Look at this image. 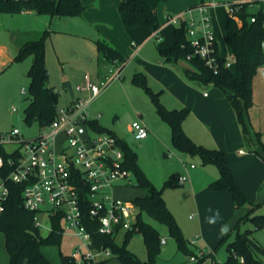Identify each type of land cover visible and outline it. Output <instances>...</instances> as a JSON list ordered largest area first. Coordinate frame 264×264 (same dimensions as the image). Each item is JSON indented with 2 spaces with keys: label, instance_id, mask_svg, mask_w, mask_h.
<instances>
[{
  "label": "trees",
  "instance_id": "1",
  "mask_svg": "<svg viewBox=\"0 0 264 264\" xmlns=\"http://www.w3.org/2000/svg\"><path fill=\"white\" fill-rule=\"evenodd\" d=\"M165 0H120L119 11L124 15V21L128 28L137 26L146 27L150 33L156 32L168 22L161 21L159 7ZM203 1V0H201ZM256 2L242 3L234 15L227 12L225 23L226 38L229 43L233 63L231 67L225 65L227 57L221 56V68L218 73L211 70L198 55H194V49L188 36V22L186 19L176 25L173 30L174 43L169 47L160 48L165 61H177L185 59L192 68L186 69V74L191 79L205 83H214L215 86L228 98L233 107L237 120L241 125L245 143L258 149L250 136L245 111L253 104V85L258 70L264 65V9L261 6L253 10ZM86 6L82 0H0V13L19 14L24 11H32L37 14H48L52 17L80 16ZM255 16V21L251 18ZM237 17L241 20L237 19ZM51 31L44 30L32 37H26L19 44L14 61H22L31 57L32 63L26 76L29 79L27 89L29 104L25 109V120L29 124L38 123L39 126L48 125L54 119L57 108L60 105V93L54 86L48 84L49 70L46 62V41ZM98 53L99 73L104 68L111 66L119 68V73L126 65L128 58L107 40H96ZM189 56H191L189 58ZM238 72V73H237ZM110 74V73H109ZM107 79L111 77L107 75ZM134 82L144 86L156 103L160 117L168 122L172 131L174 146L190 155H199L205 164H215L219 170V176L209 183V188L214 191L228 190L231 193L234 209L237 211L245 206H250L248 212L238 219L233 231L236 236L229 240V235L223 236L217 249L226 244L227 258L224 262L215 261L214 264H264V246L253 237V230L246 229L241 232L240 224L250 220L256 226H264V215L255 214L256 206L239 185L235 173L228 161L227 152L219 148H210L197 143L184 129V121L191 112V107L168 108L156 92L148 84L147 74L143 71L136 72ZM99 131L111 132L104 127L98 119L91 123ZM259 146L264 147L260 132H256ZM126 155V165L133 172L137 186L144 188L146 192L137 196L133 202L139 207V214L134 228L124 234L123 243H118L113 235L96 234L98 246L111 249L113 256L123 264H156L161 254L162 237L156 226L143 217L146 213L150 218L168 227L170 234L176 239L178 250H182L188 256L197 255L195 247L189 245L182 229L167 207L163 197V188H158L145 174L137 161L136 153L131 150L124 139H118ZM0 152H4L0 149ZM179 173H173L167 184L179 185ZM84 199L85 223L91 232L96 230V222L89 215L90 199L86 190L82 191ZM36 213L26 209L23 205L22 186L17 183L10 184V195L6 202L4 213L0 216V232L5 235V247L8 252V264H54L44 254L46 245H60L64 236L61 218L59 215L52 218V230L46 235L35 224ZM135 232L142 234L148 251V258L142 260L128 247V242ZM214 257V254H210ZM207 256L198 258L191 264H201ZM62 264H79L71 254L61 252Z\"/></svg>",
  "mask_w": 264,
  "mask_h": 264
},
{
  "label": "rangeland",
  "instance_id": "2",
  "mask_svg": "<svg viewBox=\"0 0 264 264\" xmlns=\"http://www.w3.org/2000/svg\"><path fill=\"white\" fill-rule=\"evenodd\" d=\"M213 1L218 2L217 5L211 7L210 11L220 53L224 57H231L232 52L225 31L229 7L224 5L221 2L222 0H165L159 7V17L161 21H164L169 14L177 15L180 14L181 10H187L200 3L209 4ZM83 4L85 6L87 5L84 2ZM261 6L264 9V3H262L256 4L253 10H258ZM195 16H198V14L196 13ZM50 17L51 16L48 14H37L35 12L23 14L0 13V45L4 44L11 47L10 54L14 58L15 49L10 44V32L12 30H25L24 36L23 34H19L18 37H32L34 34L44 31L42 30L43 24L46 21L48 23ZM66 18H72L71 21H78V18L75 16L55 18L58 21H53L55 31L49 35L46 41V62L49 69L48 84L50 86L56 85L59 90L60 105H63L68 95H70L63 86L64 80L70 81L72 86L76 87L77 85H83L86 74H90L91 80L98 84H100L102 80H107L108 78L106 75L101 77L99 75L95 41L100 33L98 35H93L94 33H91L90 22H88V24L82 23L81 26L83 30L77 32L78 30L72 29L73 23L67 25L68 27L64 26L63 19ZM123 24L126 31H128V29H139L138 31H142L146 36L151 34L144 26L128 28L124 20ZM176 25V23L168 21L160 29V38L152 34L151 43L143 50V53L139 55L144 64L142 62L140 63V59L135 58L132 53V49L135 50L141 46L142 41L140 38L142 37L138 36V38H136L130 36L129 44H127L126 47L127 52H124L126 54L125 56L128 58L126 67L120 73V77L114 78L92 101L90 112L92 117L100 115V123L104 127H109L117 123L122 129L126 135L124 139L125 142L131 150L136 153L137 161L147 177L158 188L164 189L163 197L166 205L178 221L184 237L189 239L199 230L201 216L211 229L225 222L226 217L221 213H219L220 216L216 223L211 224L208 222V218L215 215L216 207L213 203H208L206 201L204 207H201V205L199 207L198 199L191 185L195 178L196 183L201 184L203 182L206 173L205 169L211 167L218 171V167L215 164H205L199 155H190L178 150L174 146L170 124L163 120L158 114L156 103L147 89L133 80L134 74L144 69L147 73L148 84L154 91L159 92L160 101L167 107L173 106L179 93L175 86L178 84V81L174 78L173 72L168 73L164 70H159L154 62L159 57L164 60L160 48L173 45V30ZM132 40L137 43L135 47L131 45ZM145 51L150 53L148 57L145 55ZM31 60V57H27L22 61H11L7 64L10 65L8 69L0 73V132L9 131L13 127H19L25 137H33L41 132V126H39L38 123L29 124L25 120V109L29 104V93L23 94L21 92L23 87L26 89L29 87V79L25 75V72L29 68ZM174 63L176 64L175 67L179 69L181 73H184L185 68L192 67L189 61L185 59H179L177 63ZM259 71H262L261 73L264 74V66L261 67L258 72ZM196 82L204 86L202 91H200L201 94L204 91H208L212 95L216 88L221 91L214 83H205L199 80ZM161 85L164 87L161 88ZM77 95L86 98L91 97L88 92H78ZM199 96V94L195 95L196 98ZM13 106L18 107L19 111L16 113L13 112ZM178 106H180L179 108L184 107V105ZM135 121H140L145 124L149 130L146 139L142 141L138 140L140 145L135 143L137 139L135 138V131L132 128V124ZM12 148L13 146L8 147V149ZM246 148L249 149V146L246 145ZM191 163L197 164L198 167L195 170L196 175L194 176H190L191 174L189 175ZM252 170V180L249 182L248 187H246L247 191H243L251 201L257 205L255 214L264 215V164L258 162V164L253 165ZM178 172H180V175L188 177L186 183L184 185L179 184L172 186L167 184L170 176ZM132 183L133 185L131 186L116 189V195L121 198L133 200L135 197L143 195L146 192L144 188L135 185V176H132ZM249 209L250 207L242 208L238 212H235L233 209L235 214L226 223L230 226V230L227 233L230 234L228 241L235 238L236 231H233V228L238 219L244 216ZM143 217L156 226L161 237L166 240V242H163L161 245V254L156 264L193 263L190 260V256L182 250H178L177 241L170 234L165 224H161L150 218L146 213H143ZM246 229H252L253 237L264 246V226L258 227L254 222L246 220L240 224L239 230L243 232ZM42 233L46 235L48 232L42 230ZM123 240L124 234H120L117 237V242L121 244ZM79 244L80 239L77 236L64 233L60 245H46L43 247V252L52 263L62 264L61 252L64 254H72ZM128 247L142 260L148 258L147 247L141 233L135 232L133 234L128 242ZM193 247L196 249V245ZM206 252L207 257L201 264H214L213 262L215 261L224 262L227 257L226 244L221 245L217 249L214 257L209 255L210 250ZM8 260L9 256L5 247V235L0 232V264H8ZM107 264L123 263L120 259L114 257L109 260Z\"/></svg>",
  "mask_w": 264,
  "mask_h": 264
},
{
  "label": "built area",
  "instance_id": "3",
  "mask_svg": "<svg viewBox=\"0 0 264 264\" xmlns=\"http://www.w3.org/2000/svg\"><path fill=\"white\" fill-rule=\"evenodd\" d=\"M221 2L234 15L242 3L262 4L264 0ZM217 3H200L186 12L167 15L168 21L176 24L187 20L194 55L204 59L215 73L221 68V56L210 9ZM255 19V16L251 18ZM232 63V57H227L225 65L231 67ZM116 77H120L119 71L98 84L86 75L85 84L78 85L77 90H88L91 97L76 96L70 103L59 105L52 122L41 126L36 136L25 137L19 127L0 132V149L4 151L0 152V216L6 208L10 184H20L23 205L36 213L35 224L41 230L50 232L52 218L59 215L63 232L80 239L79 246L71 254L79 264H105L113 253L108 247L96 245L98 239L94 235L110 234L117 240L120 234L134 228L139 214V207L133 200L115 193L119 187L133 185L134 176L126 165L119 137L113 132L99 131L91 124L96 119L91 116V102ZM23 92L27 89L23 88ZM12 111L18 112L19 108L13 106ZM132 128L137 140L148 136V128L140 121H135ZM10 146L13 148L8 149ZM178 181L183 185L187 177L180 175ZM83 190L88 192L89 215L97 224L95 232L85 223ZM200 239L201 235L197 234L189 242L194 246ZM165 241L162 238V242ZM203 256V251L197 252L190 260L194 262Z\"/></svg>",
  "mask_w": 264,
  "mask_h": 264
},
{
  "label": "crops",
  "instance_id": "4",
  "mask_svg": "<svg viewBox=\"0 0 264 264\" xmlns=\"http://www.w3.org/2000/svg\"><path fill=\"white\" fill-rule=\"evenodd\" d=\"M82 1L87 5L82 15L75 16L78 18V21H71L72 18L63 19L64 26L73 23L74 25L72 29L78 30L77 32H81L83 30L81 24L82 23L88 24V22H90L91 33H94L93 35L95 34L98 35L100 33L97 39L103 38L107 40L111 45L116 47L124 55H126L124 52H127L126 47L127 44H129L130 36L136 38H138V36H141L142 37L140 38V40L142 41L141 46L135 50L132 49V53L134 54L135 58L140 59V63L142 62V59L140 58L139 55L143 53V50L151 43L152 40L151 38L153 36L152 34H155V36L160 38L159 32L162 27L157 31V33L153 32L149 36H146L144 33H142V31H138L139 29H128V31H126L123 24L124 15L121 12H119L118 9L120 0H82ZM189 9L181 10L180 13L186 12ZM23 13H34V12L24 11L21 14ZM55 18H57V16L56 17L51 16L48 23L46 19L45 20L46 22L43 24L42 30H49L51 31L50 34H52L55 31L53 21L55 20L56 22H58L57 19ZM25 32H26L25 30H12L10 32V44L15 49V55L17 53L19 44L24 40V37L20 38L18 37V35L23 34L24 36ZM136 44L137 43H135L134 40L131 41V45L133 47H135ZM10 49L11 47L6 46L4 44L0 45V73L8 69V67L10 66L7 65L8 63L14 61L13 56H11L10 54L11 53ZM218 49H219V45H218ZM148 54L150 53L145 51V55L147 57ZM219 54L222 56V54L220 53V49H219ZM97 58H98V53H97ZM178 61L179 60L165 61V59L163 60L159 57L154 62L155 66H157L159 70H164L165 72L168 73L173 72L174 78L177 79L178 81V84L175 86L176 89L179 91V93L177 95V98L175 99L173 106H170L168 108L171 109L179 108L180 106L178 105H184V107L185 106L191 107V112L188 115V117L185 119L183 124L185 131L199 144L205 145L210 148H219L225 150L227 152L228 161L235 173V177L241 188H243V190H245L246 192L247 191L246 187H248L249 182L252 180L253 165L258 164V162H262L264 164V147L259 146L256 136V132H260L261 140L264 144V74L261 73L262 71L261 72L259 71L255 76L254 85H253V104L245 111V116L249 128L250 136L252 138L253 143L255 144V147L258 149V152H255L253 148H251L250 146L249 149L246 148L247 144L243 139L241 125L239 124L235 111L231 106L228 98L225 96V94L222 91H219V89L217 88L213 91L212 95L208 91H204L201 94L200 91H202V88L204 86L201 85V83H197L196 82L197 80L191 79L187 76L185 71L186 69L189 68H185L184 73H181V71H179V69L175 67L176 64L174 62L177 63ZM126 65L124 66V68L126 67ZM123 69L121 70V72L123 71ZM117 71H119V68H112L111 66L108 67L106 66L104 68V71L99 73V75L100 77L104 75L107 76L110 74L112 76ZM141 71L146 73L144 69ZM86 75H88L90 78V74H86ZM86 75H85V81H86ZM66 81L68 80H64V82ZM83 84H85V82ZM52 86H54L57 89L56 85H52ZM77 86L73 87L75 92L74 97L78 96L77 95L78 92H83V93L88 92L91 95V92L88 90H83V91L77 90ZM160 87L163 88L164 86L161 85ZM23 88L21 92L23 94H27V92L26 93L23 92ZM57 91L59 92L58 89ZM67 91L68 93H70L68 89ZM196 94H199L200 96L196 98L195 97ZM74 97H72L70 93V95H68V98L66 99L63 105L70 103ZM91 105L92 102L90 104V108ZM99 116L100 115L93 117L98 119L100 122ZM147 137L141 139V141L146 139ZM136 142H138V140ZM190 168L191 169L189 171V175L190 174H191L190 176L196 175L195 170L198 168L197 164L191 163ZM205 170H206L204 176L205 179L201 184L196 183V178L194 182L191 183L195 196L198 199L197 201L199 203V207L200 205L201 207H204L205 201L208 203L209 202L213 203L216 207V212L218 211L219 213L225 215L226 219L225 222H223L219 226H214L211 229V227L204 222V218L201 216V225L199 230H197L195 234V235L200 234L201 239L196 244V250L197 252L203 251L204 256H207L206 251L210 250V254L212 253L215 256L214 249L220 243L223 236L226 235V234H222L221 232L222 225H225L228 222V220H230L233 217L235 212H238L240 209L237 211L234 209L232 196L228 190L214 191L209 188V183L219 176V170L217 171V169L211 167ZM178 173L180 174V172ZM248 207L250 206H245L243 208H248ZM233 209L235 210V212L233 211ZM193 237H190L189 239H192Z\"/></svg>",
  "mask_w": 264,
  "mask_h": 264
},
{
  "label": "water",
  "instance_id": "5",
  "mask_svg": "<svg viewBox=\"0 0 264 264\" xmlns=\"http://www.w3.org/2000/svg\"><path fill=\"white\" fill-rule=\"evenodd\" d=\"M63 86H64L65 88H67V89L70 91L72 97L75 96L74 88H73V86H72V84H71L70 81H66V82H64V83H63ZM107 128H108L111 132L115 133L120 139H125L126 135H125V133L122 131V129L118 126L117 123H115L114 125L109 126V127H107ZM135 143H136L137 145H140L139 142H135Z\"/></svg>",
  "mask_w": 264,
  "mask_h": 264
},
{
  "label": "clouds",
  "instance_id": "6",
  "mask_svg": "<svg viewBox=\"0 0 264 264\" xmlns=\"http://www.w3.org/2000/svg\"><path fill=\"white\" fill-rule=\"evenodd\" d=\"M219 216H220V214L217 211L213 217L208 218V222L211 223V224L216 223L217 220L219 219ZM229 230H230V226L229 225H227V224L222 225V227H221L222 234H227Z\"/></svg>",
  "mask_w": 264,
  "mask_h": 264
}]
</instances>
